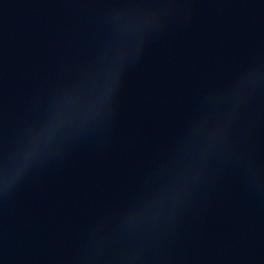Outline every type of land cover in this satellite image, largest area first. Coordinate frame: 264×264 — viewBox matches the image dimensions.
Returning <instances> with one entry per match:
<instances>
[{
	"label": "water",
	"instance_id": "1",
	"mask_svg": "<svg viewBox=\"0 0 264 264\" xmlns=\"http://www.w3.org/2000/svg\"><path fill=\"white\" fill-rule=\"evenodd\" d=\"M0 264H264V0H0Z\"/></svg>",
	"mask_w": 264,
	"mask_h": 264
}]
</instances>
